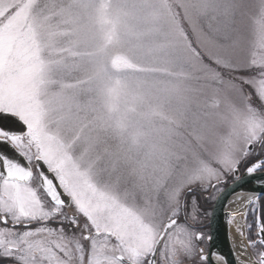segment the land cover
Returning <instances> with one entry per match:
<instances>
[{"label": "snow or ice", "instance_id": "obj_1", "mask_svg": "<svg viewBox=\"0 0 264 264\" xmlns=\"http://www.w3.org/2000/svg\"><path fill=\"white\" fill-rule=\"evenodd\" d=\"M0 264H264V0H0Z\"/></svg>", "mask_w": 264, "mask_h": 264}]
</instances>
